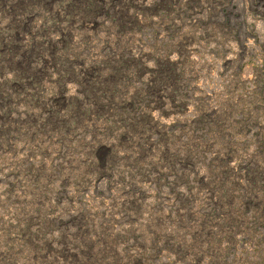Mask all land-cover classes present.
<instances>
[{
    "label": "rangeland",
    "instance_id": "1",
    "mask_svg": "<svg viewBox=\"0 0 264 264\" xmlns=\"http://www.w3.org/2000/svg\"><path fill=\"white\" fill-rule=\"evenodd\" d=\"M0 264H264V0H0Z\"/></svg>",
    "mask_w": 264,
    "mask_h": 264
},
{
    "label": "trees",
    "instance_id": "2",
    "mask_svg": "<svg viewBox=\"0 0 264 264\" xmlns=\"http://www.w3.org/2000/svg\"><path fill=\"white\" fill-rule=\"evenodd\" d=\"M101 7L95 8L92 6V12L93 13H97L98 11H100Z\"/></svg>",
    "mask_w": 264,
    "mask_h": 264
}]
</instances>
